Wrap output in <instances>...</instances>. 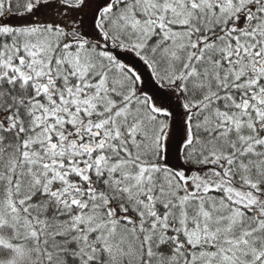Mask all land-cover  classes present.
Wrapping results in <instances>:
<instances>
[{
    "label": "snow or ice",
    "instance_id": "obj_1",
    "mask_svg": "<svg viewBox=\"0 0 264 264\" xmlns=\"http://www.w3.org/2000/svg\"><path fill=\"white\" fill-rule=\"evenodd\" d=\"M0 264H264V0H0Z\"/></svg>",
    "mask_w": 264,
    "mask_h": 264
}]
</instances>
